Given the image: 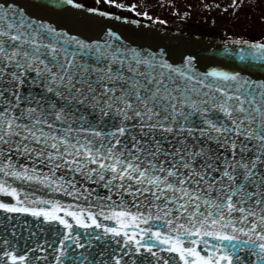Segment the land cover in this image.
I'll return each instance as SVG.
<instances>
[{"label": "snow or ice", "instance_id": "6c2138e0", "mask_svg": "<svg viewBox=\"0 0 264 264\" xmlns=\"http://www.w3.org/2000/svg\"><path fill=\"white\" fill-rule=\"evenodd\" d=\"M84 7L0 0V264H264V35L144 47Z\"/></svg>", "mask_w": 264, "mask_h": 264}, {"label": "rangeland", "instance_id": "374dc122", "mask_svg": "<svg viewBox=\"0 0 264 264\" xmlns=\"http://www.w3.org/2000/svg\"><path fill=\"white\" fill-rule=\"evenodd\" d=\"M80 2L104 11L148 19L147 21L187 29L201 35H235L250 39H258L264 35V20L261 19L264 16V0H244V6L235 14L231 8L232 0H118L126 5L135 4V12L127 8H118L109 4L107 0ZM205 4H218L220 7L208 9L203 7ZM225 6H228L227 11H222ZM145 11L149 13L148 16L139 14Z\"/></svg>", "mask_w": 264, "mask_h": 264}, {"label": "water", "instance_id": "95a60500", "mask_svg": "<svg viewBox=\"0 0 264 264\" xmlns=\"http://www.w3.org/2000/svg\"><path fill=\"white\" fill-rule=\"evenodd\" d=\"M76 10L70 14L71 26L81 28L86 36H91L93 39L102 35L100 29L103 27H112L114 30H119L125 37L136 40L138 43H143L144 47L150 44H159L161 47L169 45L177 51L185 48L193 51H203L205 48L212 49L220 45L226 36L201 35L190 32L184 29L170 27L168 25L157 24L151 21L127 17L119 14L114 16L127 17L124 19H115L113 17H105L99 13H91L88 9ZM101 10V9H100ZM104 11V10H101ZM205 70V69H201Z\"/></svg>", "mask_w": 264, "mask_h": 264}]
</instances>
